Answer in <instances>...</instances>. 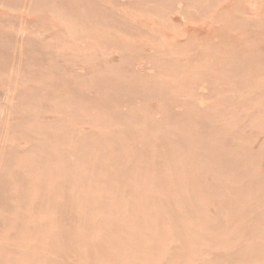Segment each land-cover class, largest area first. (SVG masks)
<instances>
[{
	"label": "rangeland",
	"instance_id": "obj_1",
	"mask_svg": "<svg viewBox=\"0 0 264 264\" xmlns=\"http://www.w3.org/2000/svg\"><path fill=\"white\" fill-rule=\"evenodd\" d=\"M0 264H264V0H0Z\"/></svg>",
	"mask_w": 264,
	"mask_h": 264
}]
</instances>
